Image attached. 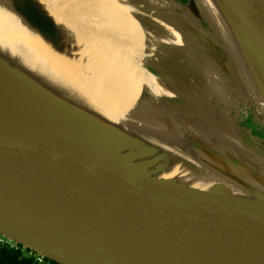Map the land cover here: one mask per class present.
Wrapping results in <instances>:
<instances>
[{
	"label": "water",
	"instance_id": "1",
	"mask_svg": "<svg viewBox=\"0 0 264 264\" xmlns=\"http://www.w3.org/2000/svg\"><path fill=\"white\" fill-rule=\"evenodd\" d=\"M115 1L153 79L122 121L0 30V237L56 264H264V0ZM0 13L77 52L40 0Z\"/></svg>",
	"mask_w": 264,
	"mask_h": 264
},
{
	"label": "bare ground",
	"instance_id": "2",
	"mask_svg": "<svg viewBox=\"0 0 264 264\" xmlns=\"http://www.w3.org/2000/svg\"><path fill=\"white\" fill-rule=\"evenodd\" d=\"M76 1L85 8V12L76 11L67 0H60L69 21H72V18H79L85 24L91 22H99V24L95 32L86 29L90 35L88 36L89 40L82 35L76 36L77 52L72 53L74 54L72 59L54 53L53 48L26 28L14 32L10 17L2 13H0V30H9L10 34L6 37V41L12 45L14 42H19L25 47L26 52L21 57L22 62L33 68L39 67L46 70L71 89H84L85 95L97 106L95 108L98 111L109 118L122 121L124 116L130 112L132 103L138 96L142 85L151 86L147 83L150 77L147 76L143 79L132 67L133 63L130 60L122 55L116 56L119 51L116 49L114 52L112 47H117L113 44H116L118 48L122 46L118 40L114 41L115 43H110L113 38L109 36H117L118 34H114V31L121 33L113 21H107L109 18H116L114 12L88 0ZM40 2L52 10L56 16L59 12L60 15L62 14L58 7L54 6L53 10L49 6L56 0H40ZM103 21L106 23H102ZM3 39L4 37L1 38V40ZM128 44L131 46L132 42ZM92 46L100 53L97 54ZM98 46L101 47V51ZM131 47L137 49L136 46ZM12 53L16 54L14 50ZM143 57L147 58L148 55Z\"/></svg>",
	"mask_w": 264,
	"mask_h": 264
},
{
	"label": "rangeland",
	"instance_id": "3",
	"mask_svg": "<svg viewBox=\"0 0 264 264\" xmlns=\"http://www.w3.org/2000/svg\"><path fill=\"white\" fill-rule=\"evenodd\" d=\"M67 1L70 3L71 7L73 9H75L76 11L85 12V10H84L85 8L83 6H81L78 1H76V0H67ZM108 1H109V4H110L109 7L106 6L105 4L99 5V6L100 7H104L106 9L114 12L113 14L116 15V18L115 17L109 18V20L113 21L114 24H116V27L118 28L117 30L121 33V34H119L116 31H114V34H118V35L122 36L121 43L119 42L122 47L118 48V46L116 44H113L117 48H114V47H112V48H113L114 52L116 51V49H118L119 52H118V54H116V56H118V55L121 56L122 55L123 57H126L128 60H130L133 63V64H131L132 67L137 70V73L140 74V76L143 79H145V78H147L146 71L143 68L140 67V61H142L144 59V57H143L144 55L140 54L138 49L132 48L128 44V43L131 42V41H128V40H134L136 36L140 35V30L141 29L137 25V23L134 22V20L130 17V14L128 12V8L127 7L120 6L115 0H108ZM55 7H58V9L61 11L62 14L60 15L61 16L60 19L64 23H65V20H66L69 23L75 25V27H73V29H75L76 36L77 35H82L85 38H87V40H89L88 36H90V35L87 32V30L90 31V32H95V30L97 28V25H96L95 22H91V23H86L85 24L79 18L78 19L72 18V21H69V18L66 16L65 11L63 10V6L61 5L60 0H56ZM114 10H116V11H114ZM85 15L87 16L86 13H85ZM82 18L84 19V16H82ZM86 21H87V19H86ZM94 25H96V26H94ZM106 37H108V35H106ZM109 37H112L113 39L115 38V36H111V35ZM91 38H92V36L90 37V39ZM101 39H103V38H101ZM168 41L172 42L173 44L179 43L178 40H176V42H174V40H172V39L168 40ZM102 42H103V40H102ZM125 42H126V44H125ZM110 43H115V42H114V40H110ZM92 48L94 49L93 46H92ZM98 49L100 51L102 50L100 46H98ZM96 52H97V54L100 53L99 51H96ZM128 53L131 54L130 57H129ZM151 81H153L152 78H150V80L147 83L149 85H152ZM154 88H156V90L159 92V90H158V88L156 86H154ZM252 128L255 129V126H252ZM256 134L258 135L259 133H256Z\"/></svg>",
	"mask_w": 264,
	"mask_h": 264
},
{
	"label": "trees",
	"instance_id": "4",
	"mask_svg": "<svg viewBox=\"0 0 264 264\" xmlns=\"http://www.w3.org/2000/svg\"><path fill=\"white\" fill-rule=\"evenodd\" d=\"M0 264H38L32 258L25 257L20 251L0 246ZM51 264H56L51 262Z\"/></svg>",
	"mask_w": 264,
	"mask_h": 264
},
{
	"label": "built area",
	"instance_id": "5",
	"mask_svg": "<svg viewBox=\"0 0 264 264\" xmlns=\"http://www.w3.org/2000/svg\"><path fill=\"white\" fill-rule=\"evenodd\" d=\"M0 246H5L8 247L10 249H14L16 251H20L25 257L27 258H32L35 260L36 263L38 264H51V261L43 258L40 255H37L36 253H34L31 250L25 249L22 246L16 245L8 240H5L3 238L0 237Z\"/></svg>",
	"mask_w": 264,
	"mask_h": 264
},
{
	"label": "flooded vegetation",
	"instance_id": "6",
	"mask_svg": "<svg viewBox=\"0 0 264 264\" xmlns=\"http://www.w3.org/2000/svg\"><path fill=\"white\" fill-rule=\"evenodd\" d=\"M96 5H103L105 4L106 6L109 7V1L108 0H88ZM178 3L185 5L189 0H176ZM179 41V40H178Z\"/></svg>",
	"mask_w": 264,
	"mask_h": 264
}]
</instances>
